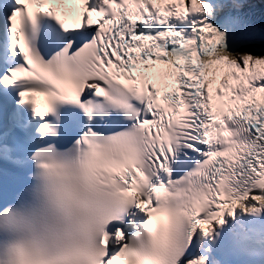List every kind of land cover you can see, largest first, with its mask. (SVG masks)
Returning <instances> with one entry per match:
<instances>
[{
    "label": "snow or ice",
    "instance_id": "1",
    "mask_svg": "<svg viewBox=\"0 0 264 264\" xmlns=\"http://www.w3.org/2000/svg\"><path fill=\"white\" fill-rule=\"evenodd\" d=\"M40 159L75 264H264V0H0V207Z\"/></svg>",
    "mask_w": 264,
    "mask_h": 264
},
{
    "label": "clouds",
    "instance_id": "2",
    "mask_svg": "<svg viewBox=\"0 0 264 264\" xmlns=\"http://www.w3.org/2000/svg\"><path fill=\"white\" fill-rule=\"evenodd\" d=\"M32 199L22 212L0 214V264H66L74 252L94 245L91 231L107 205L87 197L74 200L68 182L37 168Z\"/></svg>",
    "mask_w": 264,
    "mask_h": 264
}]
</instances>
